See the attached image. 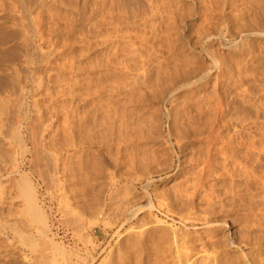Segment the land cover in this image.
Segmentation results:
<instances>
[{"label":"rangeland","instance_id":"rangeland-1","mask_svg":"<svg viewBox=\"0 0 264 264\" xmlns=\"http://www.w3.org/2000/svg\"><path fill=\"white\" fill-rule=\"evenodd\" d=\"M260 1L136 0L132 5L89 0L95 30L84 23L68 42L59 37L63 46L58 49H68L54 52L34 69L33 115L42 130L38 154L23 158L14 143L5 150L10 159L0 162V215L6 212L3 219L11 222L10 228L19 219L21 231L20 237L13 234L15 226L0 231V264H264ZM55 3L54 10L60 7ZM260 31L261 37L253 34ZM13 45L9 43L11 51ZM24 60L22 52L2 58L1 64L12 68L6 76L12 82L0 84L1 96L4 91L19 96L26 77ZM203 73L210 74L207 80L164 100L162 94L172 84L182 86ZM4 77L0 73V80ZM45 154H58L60 174L46 168Z\"/></svg>","mask_w":264,"mask_h":264},{"label":"bare ground","instance_id":"bare-ground-1","mask_svg":"<svg viewBox=\"0 0 264 264\" xmlns=\"http://www.w3.org/2000/svg\"><path fill=\"white\" fill-rule=\"evenodd\" d=\"M71 1H75V5H73L74 3H72ZM105 1V0H104ZM136 0H126V2L128 4H134ZM252 1V0H251ZM257 1V0H256ZM260 1V0H259ZM262 1V0H261ZM260 1V2H261ZM56 2L58 3L60 6L58 9L56 8V10L52 9V7L54 6L53 3ZM71 2V3H70ZM70 2L68 0H0V73H2L3 76H5L4 78H6L5 80H0V84H7L9 82V84L12 82L10 74L9 72L12 70L11 67L5 65V64H1V60L3 57L7 56L8 54L12 53V52H22L23 57H25V67L26 69L24 70L26 72V77L24 84L21 86V92L19 93V96H17V94L14 92L10 93V92H5V94L2 96L0 94V162H4V161H8L10 159V157L12 156L11 153H7L5 150L8 147H12V144L15 143V145L17 144L18 147L22 150L23 154L22 157L26 158L27 155L29 153H32L33 151H35L36 154H38L39 152V148H38V141H40V139H38V134H39V125H38V119H36V117L33 114L35 112V101L36 100H32V94H33V84H34V73L36 71H34L35 67L39 66L41 63L47 62V59L49 60L50 56H52L54 54V52L56 53L58 50L61 51V49L63 48H59L58 47H62L59 46V42H58V38L59 37H63L65 36L66 39L64 38V40H67L68 37H70L71 35H74L76 32H78L77 30L79 29V26L82 24H88L87 28L90 29L91 24L90 22L92 21V17L94 16V12L95 9L90 8L88 5L89 0H70ZM94 2V0H93ZM112 2V1H111ZM114 2V1H113ZM112 2V3H113ZM234 2V1H233ZM236 2V1H235ZM249 2V1H248ZM264 2V1H262ZM261 2V3H262ZM55 3V4H56ZM91 3V1H90ZM89 3V4H90ZM115 3V2H114ZM119 3V2H118ZM136 3V2H135ZM259 3V2H257ZM260 3V5H262ZM95 4V3H94ZM98 4V3H96ZM102 4V3H101ZM105 4V3H104ZM210 4V3H209ZM231 4V3H229ZM237 4V3H236ZM53 5V6H52ZM103 5V4H102ZM107 5V4H106ZM111 5V4H109ZM113 5V4H112ZM178 5V4H177ZM257 5V4H256ZM72 6V7H71ZM94 6V5H93ZM101 6V5H100ZM104 6V5H103ZM246 6V5H245ZM57 7V6H55ZM99 7V6H98ZM108 7V6H107ZM112 7V6H111ZM178 7V6H177ZM218 7V6H217ZM251 7V6H250ZM255 7V6H254ZM261 7V6H260ZM54 8V7H53ZM90 8V9H89ZM114 8V7H113ZM244 8V7H243ZM248 8V7H247ZM109 9V8H108ZM106 9V10H108ZM237 9V8H236ZM239 9V8H238ZM97 10V9H96ZM102 10V9H101ZM231 10V9H230ZM258 10V9H256ZM112 11V10H111ZM114 11V10H113ZM112 11V12H113ZM234 11V10H233ZM246 11V10H245ZM238 12V11H237ZM263 13V10L261 11ZM107 13V12H105ZM110 13V12H109ZM114 13V12H113ZM212 13V12H211ZM99 14V13H98ZM102 16H104L103 14H101ZM109 15V14H108ZM113 15V14H112ZM263 15V14H262ZM173 16V15H172ZM97 17V15H96ZM213 17V16H212ZM218 17V16H217ZM111 18V17H110ZM176 18V17H175ZM180 18V17H179ZM185 18V17H184ZM99 19V18H97ZM96 19V20H97ZM103 19V18H102ZM256 18H254L255 20ZM260 19V18H259ZM101 20V19H100ZM104 20V19H103ZM160 20V19H159ZM253 20V21H254ZM261 20V19H260ZM201 21V20H200ZM252 21V22H253ZM101 22V21H100ZM126 22V21H125ZM206 22V21H205ZM95 23V21H94ZM97 23V22H96ZM103 23V22H102ZM256 23V22H255ZM254 23V24H255ZM172 24V23H171ZM97 25V24H96ZM160 25V24H159ZM95 26V25H94ZM166 26V25H165ZM172 26V25H171ZM264 26V25H263ZM84 28V25H83ZM86 28V27H85ZM92 28V27H91ZM95 28V27H94ZM227 28V27H226ZM93 29V28H92ZM90 29V30H92ZM82 31L84 29H81ZM86 30V29H85ZM95 30V29H93ZM242 30V29H241ZM181 31V30H180ZM204 31V30H203ZM211 31V30H210ZM258 31V30H257ZM263 31V30H262ZM260 31V33H253L256 36H260V34H262L263 32ZM81 32V31H80ZM84 32V31H83ZM91 32V31H90ZM89 32V33H90ZM93 32V31H92ZM134 32V31H133ZM155 32V31H154ZM259 32V31H258ZM17 33V34H16ZM82 33V32H81ZM88 33V31H87ZM141 33V32H140ZM161 33V32H160ZM208 33V31H207ZM124 34V33H123ZM148 34V33H147ZM178 34V33H177ZM181 34V33H180ZM20 35L22 38H20ZM84 35V34H83ZM254 35V36H255ZM264 35V34H263ZM82 36V35H81ZM88 36V35H87ZM94 36V35H92ZM155 36V35H154ZM166 36V35H165ZM208 36V35H207ZM245 36V35H244ZM253 36V35H252ZM17 37H19L20 39L17 40ZM61 37V38H62ZM86 37V36H85ZM96 37V36H95ZM224 37V36H223ZM264 37V36H262ZM62 38V40H63ZM82 38V37H81ZM87 38V37H86ZM85 38V39H86ZM90 38V37H89ZM156 38V37H155ZM213 38V37H212ZM144 39V38H143ZM142 39V40H143ZM207 40L210 39L209 37L206 38ZM205 39V40H206ZM89 40V39H87ZM132 40V39H131ZM130 40V41H131ZM69 40H67L66 42H68ZM139 41V40H138ZM156 41V40H155ZM209 41V40H208ZM14 42V50H10V46L9 43ZM22 43V45L20 46V51L17 49V46L20 45ZM62 42V41H61ZM90 42V41H89ZM94 42V41H93ZM205 42V41H204ZM210 42V41H209ZM73 43V42H72ZM76 43V42H75ZM88 43V42H87ZM86 43V44H87ZM166 43V42H165ZM196 43V42H195ZM208 43V42H207ZM223 43V42H222ZM64 44V43H63ZM66 44V43H65ZM77 44V43H76ZM234 44V43H233ZM11 45V44H10ZM69 44H66V46H68ZM75 45V44H74ZM81 45V44H80ZM149 45V44H148ZM241 45V44H240ZM9 46V47H8ZM72 46V44H71ZM78 46V45H77ZM89 46V45H88ZM87 46V47H88ZM136 46V45H135ZM159 46V45H158ZM157 46V47H158ZM206 46V45H205ZM226 46V45H225ZM69 47V46H68ZM68 47H65L68 49ZM73 47V46H72ZM84 47V46H83ZM90 48L92 47V45L89 46ZM209 47V46H208ZM210 49L212 47H209ZM71 49V48H70ZM158 49V48H157ZM161 49V48H160ZM170 49V48H169ZM193 49V48H192ZM83 50V49H82ZM156 50V49H155ZM69 51V50H68ZM208 50H206L207 52ZM210 51V50H209ZM213 51V50H212ZM210 51V54H212L213 56V52ZM59 52V51H58ZM63 52V51H62ZM85 53V52H84ZM129 53V51H128ZM156 53V52H155ZM70 54V53H69ZM208 54V53H207ZM208 54V55H210ZM17 55V54H16ZM20 55V54H19ZM119 55V54H118ZM221 55V54H220ZM225 55V54H224ZM251 55V54H250ZM109 56V55H108ZM65 57V56H64ZM69 57V56H68ZM74 57V56H73ZM151 57V56H150ZM181 57V56H180ZM210 57V56H209ZM215 57V56H214ZM82 58V57H81ZM83 59V58H82ZM121 59V58H120ZM213 60H218L216 58H212ZM211 59V60H212ZM73 60V58H72ZM150 60V59H149ZM157 60V59H156ZM173 60V59H172ZM196 60V59H195ZM142 61V60H141ZM160 61V60H159ZM162 61V60H161ZM166 61V60H165ZM174 61V60H173ZM18 62V61H17ZM20 62V61H19ZM146 62V61H145ZM153 62V61H152ZM156 62V61H155ZM148 63V62H147ZM158 63V62H157ZM161 63V62H160ZM170 63V62H169ZM216 63V62H215ZM219 65V62H217ZM19 64V63H18ZM70 64V63H69ZM89 64V63H88ZM210 64V63H209ZM14 65V64H13ZM12 65V66H13ZM16 65V63H15ZM14 65V66H15ZM160 65V64H159ZM203 65V64H202ZM216 66V64H214ZM213 65V66H214ZM129 66V65H128ZM158 66V64H157ZM74 67V66H73ZM130 67V66H129ZM151 67V66H150ZM153 67V66H152ZM176 67V66H175ZM178 67V66H177ZM175 69H178V68ZM181 67V66H180ZM184 67V66H183ZM201 67V66H200ZM219 70V66H217ZM216 67V68H217ZM17 68V67H15ZM40 68V67H39ZM121 68V67H120ZM165 68V67H163ZM167 68V67H166ZM182 68V67H181ZM214 68V70L216 69ZM14 69V68H13ZM38 69V68H37ZM125 69V68H124ZM187 69V68H186ZM186 69H184L185 71H187ZM213 69V67H212ZM16 70V69H15ZM18 70V68H17ZM57 70V69H56ZM152 70V69H151ZM167 70V69H166ZM181 70V69H180ZM210 70V69H208ZM215 70V71H217ZM92 71V70H91ZM120 71V70H119ZM147 71V70H146ZM157 71V70H156ZM209 72H213L212 70H210ZM237 72V71H236ZM24 73V72H23ZM51 73V72H50ZM49 73V74H50ZM145 73V72H144ZM155 73V72H154ZM181 73H183L181 71ZM9 74L8 77H6ZM47 74V75H49ZM142 74V73H141ZM147 74V73H146ZM195 74V73H194ZM249 74V73H248ZM258 74V73H257ZM16 75V74H15ZM21 75V74H20ZM33 75V78H32ZM36 75V73H35ZM148 75V74H147ZM155 75V74H154ZM188 75V74H187ZM210 74H204L201 76H193L190 78H187L188 81L186 83H183V85L181 86H177L178 84H176V86L172 87L173 84L170 86V89L168 90L167 88V92L166 95H163L162 93H164L163 90L162 93H160V95L162 94V96H166L165 97V101H170V99L176 97V92L182 91V90H186V89H191L192 87H194V85L198 82H201L208 78ZM25 76V74H24ZM226 76V75H225ZM160 77V76H159ZM169 77V76H168ZM36 78V76H35ZM41 78V77H40ZM171 78V77H170ZM254 78V77H253ZM54 79V78H53ZM57 79V78H56ZM66 79V78H65ZM144 79V78H143ZM155 79V78H154ZM13 80V79H12ZM149 80V79H148ZM161 80V79H160ZM223 80V79H222ZM8 81V82H7ZM7 82V83H6ZM134 82V81H133ZM264 82V81H263ZM42 83V82H41ZM150 83V82H149ZM154 83V82H153ZM159 83V82H158ZM65 84V83H64ZM157 84V82H156ZM236 84V83H235ZM11 85V84H10ZM136 85V84H135ZM161 85V84H160ZM175 85V84H174ZM262 86V85H261ZM46 87V86H45ZM151 87V86H150ZM157 88V86H155ZM161 87V86H160ZM172 87V88H171ZM9 88V87H8ZM109 88V87H108ZM144 88V87H143ZM148 88V87H147ZM169 88V87H168ZM244 88V87H243ZM152 89V88H150ZM162 89V87L160 88ZM249 89V88H248ZM146 90V88H145ZM154 90V88H153ZM159 90V89H158ZM241 90V89H240ZM104 91V90H103ZM148 91H152V90H148ZM156 91V90H155ZM55 92V91H54ZM121 92V91H120ZM244 92V91H243ZM1 93V92H0ZM215 93V92H214ZM225 93V91H224ZM42 94V93H41ZM62 94V93H61ZM118 94V93H117ZM238 94V93H237ZM240 94V93H239ZM21 95V96H20ZM99 95V94H98ZM146 95V94H145ZM144 95V96H145ZM234 95V94H233ZM242 95V94H241ZM240 95V96H241ZM245 95V94H244ZM66 96V95H65ZM109 96V95H108ZM134 96V95H133ZM159 96V95H158ZM138 97V96H137ZM162 97V98H164ZM263 97V96H262ZM42 98V97H41ZM217 98V97H216ZM159 99V98H158ZM191 99V98H190ZM238 99V98H237ZM257 99V98H256ZM262 99V98H261ZM133 100V99H132ZM162 101V99H160ZM184 100V99H183ZM33 101V102H32ZM115 101V100H114ZM130 101V100H129ZM147 101V100H146ZM152 101V99H151ZM154 101V100H153ZM164 101V102H165ZM189 101V100H188ZM195 101V100H194ZM224 101V100H223ZM191 102V101H190ZM208 102V101H205ZM248 102V101H247ZM34 107H33V105ZM132 103V102H131ZM239 103V102H238ZM98 104V103H97ZM176 104V103H175ZM184 104V103H183ZM247 104V103H246ZM250 104V103H249ZM197 105V104H196ZM210 105V104H209ZM225 105V104H224ZM243 105V104H242ZM251 105V104H250ZM37 106V105H36ZM98 106V105H96ZM111 106V105H110ZM152 106V105H151ZM192 107V106H191ZM199 107V106H198ZM212 107V106H211ZM215 107V106H214ZM220 107V106H219ZM219 107H216V109ZM100 108V107H99ZM137 108V107H136ZM197 108V107H196ZM97 109V108H96ZM146 109V108H145ZM211 109V108H210ZM222 108H220L219 111H221ZM72 110V109H71ZM99 110V109H98ZM194 110V109H193ZM215 110V109H214ZM259 110V109H258ZM108 111V110H107ZM200 111V110H199ZM240 111V110H239ZM197 112V111H196ZM212 112V111H211ZM224 112V111H223ZM250 112V111H249ZM142 113V112H141ZM200 113V112H199ZM75 114V113H73ZM113 114V113H112ZM147 114V113H146ZM162 114V113H161ZM218 114V113H217ZM222 114V111L220 113ZM232 114V113H231ZM252 114V113H251ZM105 115V114H104ZM183 115V114H182ZM197 115V114H196ZM193 116V114H192ZM204 116V115H203ZM218 116V115H217ZM238 116V115H237ZM201 117V116H200ZM203 118V117H202ZM206 118V117H205ZM212 118V117H211ZM245 118V117H244ZM248 118V115H247ZM246 118V119H247ZM116 119V118H115ZM132 119V118H131ZM149 119V118H148ZM194 119V118H193ZM210 119V118H209ZM215 119V118H214ZM48 120V119H47ZM220 120V118H219ZM226 120V119H225ZM52 121V120H50ZM162 121V119H161ZM246 121V120H244ZM249 121V120H248ZM254 121V120H253ZM80 122V121H79ZM192 122V121H191ZM208 122V121H207ZM206 122V123H207ZM229 122V121H228ZM238 122V121H237ZM134 123V122H133ZM226 123V122H225ZM259 123V122H258ZM47 124V123H46ZM52 124V123H51ZM212 124V123H211ZM242 124V123H241ZM247 124V123H246ZM105 125V124H104ZM124 125V124H123ZM161 125V124H160ZM218 125V124H217ZM225 125V124H224ZM39 126V127H38ZM49 126V125H48ZM111 126V125H110ZM251 126V125H250ZM70 126L67 125V129ZM236 127V126H235ZM261 127V126H259ZM258 127V128H259ZM49 128V127H48ZM47 128V129H48ZM58 128V127H57ZM108 128V127H107ZM137 128V127H136ZM140 128V127H139ZM149 128V127H148ZM170 128V127H169ZM172 128V127H171ZM223 128V127H222ZM242 128V127H241ZM43 129V128H42ZM45 129V128H44ZM69 130L71 131V133L73 132V129L69 128ZM208 130V129H207ZM44 131V130H43ZM178 131V130H177ZM189 131V130H188ZM45 132V131H44ZM251 132V131H250ZM263 132V131H262ZM40 133L42 135V130H40ZM218 133V132H217ZM236 134V133H235ZM249 134V133H248ZM74 135V134H73ZM141 135V134H139ZM220 135V134H219ZM255 135V134H254ZM151 136V135H149ZM222 137V136H221ZM230 137V136H229ZM75 138V136H74ZM132 138V137H131ZM143 138V137H142ZM140 138V139H142ZM232 138V137H231ZM248 138V137H247ZM254 138V137H253ZM136 139V137H135ZM181 139V138H180ZM183 139V138H182ZM251 139V138H250ZM248 139V140H250ZM255 139V138H254ZM261 139V138H260ZM42 140V139H41ZM156 140V139H155ZM159 140V139H158ZM213 140V139H212ZM218 140V139H217ZM252 140V139H251ZM68 141V140H67ZM101 141V140H100ZM192 141V140H191ZM41 142V141H40ZM218 142V141H217ZM222 142V141H221ZM251 142V141H250ZM249 142V143H250ZM254 142V141H253ZM259 142H261L259 140ZM204 143V142H203ZM216 143V142H215ZM256 143V142H255ZM78 144V143H77ZM178 144V143H177ZM180 144V143H179ZM253 144V143H252ZM259 144V143H258ZM16 145V146H17ZM31 149H30V147ZM44 145V144H43ZM75 145V144H74ZM141 145V144H140ZM234 145V143H233ZM261 145V144H260ZM100 146V145H99ZM237 146V145H236ZM246 146V145H245ZM252 146V145H251ZM253 146L256 147V145L253 144ZM40 147V146H39ZM210 147V146H209ZM222 147V146H221ZM263 147V146H262ZM10 148V149H11ZM54 148V147H53ZM179 148V147H178ZM41 149V148H40ZM139 149V148H138ZM262 149V148H261ZM43 150H45L43 148ZM42 150V152H43ZM233 150V149H232ZM257 150V149H256ZM57 151V150H56ZM202 151V150H201ZM252 151V150H251ZM262 151V150H261ZM258 149V152H261ZM264 151V150H263ZM51 152V151H50ZM53 152V151H52ZM75 152V151H74ZM157 152V151H156ZM204 152V150H203ZM226 152V151H225ZM34 153V154H35ZM49 153V151H48ZM132 153V152H131ZM231 153V152H230ZM35 154V155H36ZM82 154V153H81ZM249 154V153H248ZM262 154V153H261ZM43 155V154H42ZM49 155V156H48ZM46 157H43V162L46 166V168L49 169V171L54 172V174H60V167L62 166L60 164V159L56 156L58 154L54 156H52L51 154H48ZM65 155V154H64ZM116 155V154H115ZM135 155V154H134ZM229 155V154H228ZM172 156V155H171ZM247 156V155H246ZM253 156V155H252ZM39 157V156H38ZM41 157V156H40ZM165 157V156H164ZM222 157V156H221ZM228 157V156H227ZM245 157V155H244ZM8 158V159H7ZM109 158V157H108ZM122 158V157H121ZM232 158V157H231ZM236 158V157H235ZM260 158V157H259ZM14 159V158H13ZM35 159V158H34ZM196 159V158H195ZM206 159V158H205ZM33 160V159H32ZM40 160V159H39ZM141 160V159H140ZM204 160V159H203ZM29 161V160H27ZM31 161V160H30ZM106 161V160H105ZM166 161V160H165ZM173 161V160H172ZM196 161V160H195ZM208 161V160H207ZM224 161V160H223ZM238 161V160H236ZM37 162V161H36ZM39 162V161H38ZM9 163V162H8ZM11 163V162H10ZM65 163V162H64ZM235 163V162H234ZM226 164V163H225ZM240 165V163H238ZM64 165V164H63ZM112 165V164H111ZM123 165V164H122ZM150 165V164H149ZM197 165V164H196ZM237 165V164H236ZM234 166V165H233ZM114 167V166H113ZM181 167V166H180ZM259 167V165H258ZM5 168V167H4ZM118 168V167H117ZM229 168V167H228ZM244 168V167H243ZM262 168V167H261ZM63 169V168H62ZM236 169V168H235ZM248 169V168H247ZM254 169V168H253ZM258 169V168H257ZM1 170V169H0ZM3 170V169H2ZM11 170V169H10ZM77 170V169H76ZM13 171V170H12ZM78 171V170H77ZM86 171V170H85ZM236 171V170H235ZM238 171V170H237ZM249 171V170H248ZM123 172V171H122ZM125 172V171H124ZM165 172V171H164ZM230 172V171H229ZM240 172V171H239ZM244 172V171H243ZM242 172V173H243ZM35 173V171H34ZM38 173V172H37ZM220 173V172H219ZM236 173V172H235ZM241 173V175H242ZM259 173V171H258ZM261 173V172H260ZM8 174V173H7ZM74 174V173H73ZM77 174V173H76ZM96 174V173H95ZM121 175V173H119ZM211 174V173H210ZM224 174V173H223ZM227 174V173H226ZM39 175V174H38ZM86 175V174H85ZM91 175V174H90ZM127 175V174H126ZM214 175V174H213ZM250 175V174H249ZM257 175V174H255ZM34 176V175H33ZM125 176V175H124ZM190 176V175H189ZM194 176V175H193ZM244 176V175H243ZM247 176V175H246ZM258 176V175H257ZM262 176V175H261ZM94 177V176H93ZM123 177V176H122ZM217 177V176H216ZM264 177V176H263ZM13 178V177H12ZM46 178V177H45ZM151 178V177H150ZM230 178V177H229ZM40 179V177H39ZM107 179V178H106ZM253 179V178H252ZM257 179V178H256ZM66 180V179H65ZM85 180V179H84ZM249 180V178H248ZM251 180V179H250ZM63 181V180H62ZM264 181V180H263ZM262 181V182H263ZM249 182V181H248ZM254 182V181H253ZM50 183V182H49ZM55 183V182H54ZM60 183H62L60 181ZM59 183V184H60ZM66 183V182H65ZM90 183V182H89ZM125 183V182H124ZM44 184V183H43ZM123 184V182H122ZM126 184V183H125ZM6 185V184H5ZM13 185V184H12ZM63 185V184H62ZM182 185V184H181ZM218 185V184H217ZM257 185V183H256ZM263 185V184H262ZM86 186V185H85ZM126 186V185H125ZM145 186V185H144ZM186 186V185H185ZM239 186V185H238ZM241 186V185H240ZM260 186V185H259ZM4 187V186H3ZM93 187V185H92ZM6 189V188H5ZM50 189V188H49ZM64 189V188H63ZM98 189V188H97ZM102 189V188H101ZM1 190V189H0ZM61 190V188H60ZM59 190V191H60ZM99 190V189H98ZM118 190V189H117ZM51 191V190H50ZM106 191V190H105ZM1 192V191H0ZM4 192V191H2ZM124 192V191H123ZM203 192V191H202ZM15 193V192H14ZM93 193V191H92ZM127 193V192H126ZM124 193V195L126 194ZM208 193V192H207ZM129 194V193H128ZM1 195V193H0ZM50 195V194H49ZM154 195V194H153ZM199 195V194H198ZM211 195V194H210ZM93 196V195H91ZM127 196V195H125ZM118 197V196H117ZM121 197V195H120ZM123 197V196H122ZM233 197V195H232ZM2 198V197H1ZM88 198V197H87ZM94 198V197H93ZM103 198V197H102ZM149 198V197H148ZM215 198V197H214ZM67 199V198H66ZM109 199V198H108ZM119 199V198H118ZM117 199V200H118ZM122 199V198H121ZM127 199V198H126ZM226 199V198H225ZM2 200V199H0ZM7 200V199H5ZM17 200V199H16ZM35 200V199H34ZM64 200V199H63ZM94 200V199H93ZM101 200V199H100ZM123 200V199H122ZM178 200V199H177ZM9 201V200H8ZM12 201V200H11ZM74 201V200H73ZM97 201V200H96ZM125 201V200H124ZM218 201V199H217ZM7 202V201H5ZM95 202V201H94ZM93 202V203H94ZM102 202V201H101ZM123 202V201H122ZM121 202V203H122ZM213 202V201H212ZM129 203V202H128ZM260 203V202H259ZM9 204V203H8ZM28 204V203H27ZM101 204V203H100ZM135 204V203H134ZM5 205V204H4ZM63 205V204H62ZM84 205V204H83ZM96 205V203H95ZM123 205V204H122ZM151 205V204H150ZM153 205V204H152ZM29 206V205H28ZM33 206V205H32ZM82 206V205H81ZM86 206V205H85ZM100 206V205H99ZM127 206V204H126ZM263 206V205H262ZM261 206V207H262ZM1 207V205H0ZM63 207V206H62ZM70 207V206H69ZM117 207V206H116ZM122 207V206H121ZM146 208V207H145ZM203 208V207H202ZM34 209V206H33ZM72 209V207H71ZM97 209V208H95ZM114 209V208H113ZM112 209V210H113ZM260 209V208H259ZM262 209V208H261ZM260 209V210H261ZM3 210V209H2ZM82 210V209H81ZM118 210V209H117ZM191 210V209H190ZM194 210V209H193ZM226 210V208H225ZM234 210V209H233ZM85 211V210H84ZM15 212V211H14ZM115 212V211H114ZM145 212V211H144ZM1 213V212H0ZM3 213V212H2ZM8 213V212H7ZM23 213V212H22ZM27 213V212H26ZM76 213V212H75ZM97 213V212H96ZM193 213V212H192ZM261 213H263L261 211ZM4 215H6V212L3 213ZM3 214H1L3 216ZM40 214V213H39ZM63 214V213H62ZM84 214V213H82ZM95 214V213H94ZM98 214V213H97ZM149 214V213H148ZM151 214V213H150ZM207 214H209L207 212ZM0 215V216H1ZM11 215V214H10ZM13 215V214H12ZM11 215V216H12ZM15 215V214H14ZM24 215V214H23ZM81 215V214H80ZM79 215V216H80ZM88 215V214H87ZM123 215V214H121ZM135 215V214H134ZM187 215V214H186ZM206 215V214H205ZM17 216V215H16ZM28 216V215H27ZM93 216V215H92ZM116 216V215H115ZM183 216V215H182ZM264 216V215H263ZM262 216V218H263ZM29 217V216H28ZM44 217V216H43ZM70 217V216H69ZM83 217V216H82ZM85 217V216H84ZM91 217V216H90ZM97 217V216H96ZM3 217H0V231H5L8 229L9 225L7 221L5 219H3ZM10 218V217H9ZM8 218V219H9ZM33 218V217H31ZM42 218V217H41ZM78 218V217H77ZM149 218V217H148ZM12 219V218H11ZM69 219V218H68ZM75 219V218H74ZM84 219V218H83ZM264 219V218H263ZM10 220V219H9ZM79 220V218L77 219ZM120 220V219H118ZM153 220V219H152ZM188 220V218H187ZM202 220V219H201ZM32 221V220H31ZM94 221V219H93ZM156 221V220H155ZM189 221V220H188ZM187 221V222H188ZM194 221V220H193ZM43 222V221H42ZM73 222V221H72ZM226 222V221H225ZM11 223V222H9ZM23 223V222H22ZM92 223V222H91ZM124 223V222H123ZM161 223V222H160ZM13 224V223H12ZM19 224L20 221L18 219V221L15 222V226L17 228L16 233L13 232V234H15V236L19 235V237L21 236V231H19ZM41 224V223H40ZM70 224V223H69ZM68 224V225H69ZM93 224V223H92ZM139 224V223H138ZM42 225V224H41ZM90 225V224H89ZM110 225V224H109ZM142 225V224H141ZM10 228L11 230L14 229L15 227ZM25 228V226H23ZM29 227V226H28ZM78 227V226H77ZM80 227V226H79ZM84 227V226H83ZM150 227V226H149ZM209 227V226H208ZM15 228V229H16ZM71 228V227H70ZM76 228V227H75ZM114 228V227H113ZM257 228V227H256ZM9 229V230H10ZM84 229V228H83ZM258 229V228H257ZM114 230V229H113ZM163 230V229H162ZM183 230V229H182ZM187 230V229H186ZM256 230V229H255ZM81 231V230H79ZM78 231V232H79ZM84 231V230H83ZM170 231V230H169ZM8 232V231H7ZM86 232V231H85ZM84 232V233H85ZM136 232V231H135ZM164 232V231H163ZM1 233V232H0ZM140 233V232H139ZM170 233V232H169ZM182 233V232H181ZM259 233V231H258ZM87 234V233H86ZM256 234V232H255ZM260 234V233H259ZM40 235V234H38ZM77 235V234H76ZM79 235V234H78ZM85 235V234H84ZM128 236V235H127ZM126 236V237H127ZM162 236V234H161ZM263 236V235H262ZM84 237V236H83ZM120 237V236H119ZM132 237V236H131ZM153 237V236H152ZM194 237V236H193ZM259 237V236H258ZM18 238V237H17ZM25 236H24V240H25ZM85 238V237H84ZM83 238V239H84ZM142 238V237H141ZM148 238V237H147ZM160 238V237H159ZM162 238V237H161ZM182 238V237H181ZM188 238V237H187ZM211 238V237H210ZM227 238V237H226ZM120 239V238H119ZM136 240V239H135ZM163 240V239H162ZM166 240V239H165ZM164 240V241H165ZM182 240V239H181ZM256 240V239H255ZM47 241V240H46ZM52 241V240H51ZM188 241V240H187ZM226 241V240H225ZM21 242V239L20 241ZM44 242V241H43ZM50 242V241H49ZM130 242V241H129ZM152 242V241H151ZM160 242V241H159ZM179 242V241H178ZM242 242V241H241ZM254 242V241H253ZM257 242V241H256ZM262 242V241H261ZM2 243V242H1ZM9 243V242H8ZM24 243V242H23ZM32 243V242H31ZM45 243V242H44ZM86 243V242H85ZM123 243V242H122ZM125 243V242H124ZM189 243V242H188ZM195 243V242H194ZM244 243V242H243ZM51 244V243H49ZM53 244V243H52ZM55 244V243H54ZM53 244V245H54ZM141 244V243H140ZM150 244V243H149ZM181 244V243H180ZM193 244V243H192ZM220 244V243H219ZM260 244V243H259ZM5 245V244H4ZM8 245V244H7ZM25 245V244H24ZM46 245H48L46 243ZM52 245V247H53ZM143 245V244H142ZM156 245V244H155ZM174 245V244H173ZM191 245V244H190ZM17 246V245H16ZM34 246V245H33ZM135 246V245H133ZM141 246V245H140ZM166 246V245H165ZM189 246V245H188ZM5 247V246H4ZM8 247V246H6ZM24 247V246H23ZM45 247V246H44ZM128 247V246H127ZM152 247V246H151ZM192 247V246H191ZM15 248V247H14ZM31 248V247H30ZM29 248V249H30ZM142 248V247H141ZM164 248V247H163ZM162 248V249H163ZM193 248V247H192ZM208 248V247H207ZM4 249V248H2ZM45 249V248H44ZM48 249V248H47ZM59 249V248H57ZM155 249V248H154ZM166 249V247H165ZM195 249V248H194ZM203 249V248H202ZM212 249V248H211ZM6 250V248H5ZM15 250V249H14ZM61 250V249H60ZM141 250V249H140ZM150 250V249H149ZM193 250V249H192ZM2 251V250H1ZM45 251V250H44ZM43 251V252H44ZM49 251V250H48ZM56 251V250H55ZM135 251V250H134ZM146 251V250H145ZM167 251V250H166ZM185 251V250H184ZM198 251V250H197ZM203 251V250H202ZM215 251V250H214ZM19 252V251H18ZM34 252V250H33ZM42 252V253H43ZM50 252V251H49ZM59 252V251H58ZM127 252V251H126ZM130 252V251H129ZM157 252V251H156ZM200 252V251H199ZM13 253V252H11ZM17 253V250H16ZM32 253V252H31ZM46 253V251H45ZM44 253V254H45ZM56 253V252H55ZM120 253V252H119ZM135 253V252H134ZM201 253V252H200ZM215 253V252H214ZM217 253V252H216ZM20 254V253H19ZM35 254V253H34ZM114 254V252L112 253ZM122 254V253H121ZM140 254V253H137ZM161 254V253H160ZM185 254V253H184ZM9 255V254H7ZM52 255V254H51ZM63 255V254H62ZM126 255V254H125ZM136 255V253H135ZM153 255V254H152ZM199 255V254H198ZM216 255V254H215ZM224 255V254H223ZM222 255V256H223ZM245 255V254H244ZM260 255V254H259ZM130 256V255H129ZM134 256V255H133ZM137 256V255H136ZM154 256V255H153ZM186 256V255H185ZM190 256V255H189ZM188 256V257H189ZM211 256V255H210ZM11 257V256H10ZM60 257V256H59ZM177 257V256H176ZM235 257V256H234ZM14 258V257H13ZM16 258V255H15ZM18 258V257H17ZM40 258V257H39ZM54 258V257H53ZM77 258V257H76ZM109 258V257H108ZM126 258V257H125ZM159 258V257H158ZM161 258V257H160ZM166 258V257H165ZM164 258V259H165ZM181 258V257H180ZM238 258V257H237ZM259 258V256H258ZM20 259V258H19ZM62 259V258H61ZM107 259V258H106ZM117 259V258H116ZM141 259V258H140ZM163 259V260H164ZM169 259V258H168ZM218 259V258H216ZM262 259V258H261ZM2 260V258H1ZM53 260V259H52ZM57 260V259H56ZM55 260V261H56ZM182 260V259H181ZM248 260V259H247ZM257 260V259H256ZM5 261V260H4ZM19 261V260H18ZM108 261V260H107ZM135 261V260H134ZM153 261V260H152ZM155 261V260H154ZM186 261V260H185ZM190 261H195V259L189 260ZM225 261V259H224ZM239 261V260H238ZM262 261V260H261ZM22 262V261H21ZM44 262V261H43ZM113 262V260H112ZM1 263V262H0ZM5 263V262H3ZM2 263V264H3ZM10 263V262H9ZM7 263V264H9ZM64 263V262H63ZM154 263V262H152ZM162 263V262H161ZM164 263V262H163ZM166 263V262H165ZM185 263V262H184ZM210 263V262H209ZM227 263V262H226ZM229 263V262H228ZM256 263V262H255ZM254 262H250V264H255ZM12 264V263H11ZM15 264V263H14ZM17 264V263H16ZM19 264V263H18ZM21 264V263H20ZM27 264V263H26ZM33 264V263H32ZM42 264V263H41ZM60 264V263H59ZM116 264V263H114ZM137 264V263H136ZM140 264V263H139ZM149 264V263H147ZM156 264V263H155ZM205 264V263H204ZM234 264V263H233ZM257 264V263H256Z\"/></svg>","mask_w":264,"mask_h":264}]
</instances>
